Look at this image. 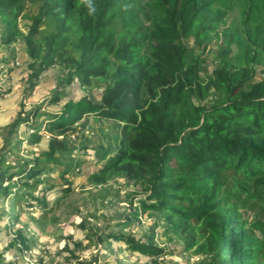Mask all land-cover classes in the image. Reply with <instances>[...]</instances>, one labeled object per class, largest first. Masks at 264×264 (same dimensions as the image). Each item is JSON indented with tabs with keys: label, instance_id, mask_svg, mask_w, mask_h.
Instances as JSON below:
<instances>
[{
	"label": "trees",
	"instance_id": "trees-1",
	"mask_svg": "<svg viewBox=\"0 0 264 264\" xmlns=\"http://www.w3.org/2000/svg\"><path fill=\"white\" fill-rule=\"evenodd\" d=\"M220 1L146 0L145 30L135 22L138 0H93V14L84 0H38V13L23 35L29 63L24 75L26 96L55 66L67 71L68 81L62 92L50 97L49 107L67 98L64 89L75 81L81 88H92L95 80H101L95 87L103 88L99 98L68 100L63 111L50 116L45 107V112L39 106L24 112L22 106L9 124V134L14 136L25 125H31L33 133L40 131L43 127L37 124L42 122L52 137L48 147L24 166L5 167V154H1L0 188L3 181L25 176L31 182L51 167L62 166L60 160L73 153L68 138L75 126L95 114L116 122L120 135L115 152H102L100 159L106 164L90 174L92 184L106 185L115 176L134 181L141 188L140 208L164 216L168 230L185 243L186 250L209 257L213 264H264V218L260 219L264 213V80L252 83L247 67L231 66L230 43L222 49L220 65L214 70L224 98L206 104V92L202 93L196 70L188 63L187 39L200 43L217 29L223 11L214 5ZM25 2L0 0V18L9 29L0 48L17 38ZM117 16L122 17L119 26L114 22ZM131 22L135 23L128 26ZM46 24L52 27L48 33L40 29ZM143 48L146 54L138 58ZM257 50L250 48L251 60ZM38 117L44 120L34 122ZM41 141L35 134L31 143ZM4 142L7 145L8 139ZM36 184L26 187L34 190ZM70 192L66 189L64 195ZM0 193L8 195L7 188ZM22 195L18 194L21 200L27 199ZM31 200L47 208L44 197ZM241 207L255 212L254 220L242 215ZM131 222L126 219L121 224L127 228ZM15 233L25 243L21 231ZM114 239L143 256L154 259L164 254L153 246L152 236L148 245L120 235Z\"/></svg>",
	"mask_w": 264,
	"mask_h": 264
},
{
	"label": "rangeland",
	"instance_id": "rangeland-1",
	"mask_svg": "<svg viewBox=\"0 0 264 264\" xmlns=\"http://www.w3.org/2000/svg\"><path fill=\"white\" fill-rule=\"evenodd\" d=\"M145 1L138 0L135 22L146 30L149 13L144 6ZM40 5L38 0H26L25 10L17 21V38L10 45L0 48V77L4 73L14 82L18 76L24 81V69L29 63L25 62L27 52L23 35L28 33L29 24H32ZM216 8L223 11L217 29L200 43L193 38L186 41L188 63L196 70L202 93L206 92V104H214L224 98L222 88L215 82L214 70L220 65L222 49L230 43L228 60L231 66L234 69L247 67L251 71L252 83L264 80V0H221L214 5ZM120 19L121 16L116 17L115 26L120 25ZM40 29L48 33L52 27L46 24ZM8 33L9 29L0 18V40ZM253 47L259 50L251 60L250 48ZM145 54L144 48L141 49L138 58ZM12 62L14 67L10 70L8 64ZM15 68L17 73H14ZM48 71L49 74L45 73L48 74L45 75L46 82H49L48 93L41 100L21 101L20 111L24 105V112L34 110L36 106L45 112L42 109L45 107L48 116L53 111H63L61 103L49 107L48 100L57 92H62L61 86L68 81L67 71L60 66ZM4 80L8 81L2 76L0 92L6 90L4 87L8 82ZM101 83L103 81L95 80L92 88H81L77 81L73 82L64 89L69 95L62 103L68 100L77 102L82 97L91 100L99 98L103 87L95 85ZM92 116L90 120L86 116L84 119L87 121L79 122L70 134L68 142L73 153L60 160L62 166L51 167L52 171H44L31 182L25 176L16 177L9 183L2 182L0 192L7 188L8 195L4 198L0 193V264H213L209 257L186 250L185 243L168 230L170 225L164 216L140 208L141 188L134 181L121 176H115L102 186L89 181L90 174L106 164V160L100 159L102 152H115V140L120 135L116 122L95 114ZM39 120L44 118L38 117L34 122ZM41 124H37L43 127L40 131L34 130L33 133L31 125H25L14 136L9 134V125L0 130V155L5 154V167H20L33 162L48 147L52 135ZM35 134L42 138L36 145L31 143ZM6 139L7 145L4 144ZM59 139L62 140V137ZM27 167L31 169L32 165ZM35 182L38 184L34 190L26 187V184L34 185ZM66 189L71 190L69 196L64 195ZM18 194L27 196V199L21 200ZM33 197H44L47 208L31 200ZM244 198L246 196L240 203H244ZM134 209H137V215L132 214ZM239 212L249 220L255 218V212L250 210L241 207ZM261 218H264V213H260ZM126 219L133 221L127 228L121 224ZM17 230L21 231L25 243L17 238ZM119 235L139 240L144 245H148L149 236H152L153 246L164 250V254L153 259L130 251L124 242L115 241L114 236Z\"/></svg>",
	"mask_w": 264,
	"mask_h": 264
},
{
	"label": "crops",
	"instance_id": "crops-1",
	"mask_svg": "<svg viewBox=\"0 0 264 264\" xmlns=\"http://www.w3.org/2000/svg\"><path fill=\"white\" fill-rule=\"evenodd\" d=\"M25 62H27V59H25ZM13 67H14V64L12 62L9 65L10 70H12ZM17 72H18V69L15 68L14 73H17ZM25 72H27L26 67L24 69V75H25ZM49 73L50 72H48V74ZM2 76L8 79V81L4 80V82L7 81L8 84L7 86L4 87L6 90H4L3 92H0V130H3L17 116V113L20 111V107H21L20 105H22L23 103L21 101L26 100V99L41 100L42 96L48 93L46 89H47V84L49 83V82H46L48 81V79L45 80V76L42 75L43 77L41 76L39 78V82H38V86L36 90L33 91L29 96H26V83L25 81H23L22 79L23 77L21 78L20 76H18L16 79L17 81L15 80L14 82V80H10L6 74L3 73ZM2 76L0 78H2ZM66 91L68 90L66 89ZM67 95H69V92H67ZM60 103H61V107L64 106L65 104V103H62V101ZM92 117H90L89 120Z\"/></svg>",
	"mask_w": 264,
	"mask_h": 264
},
{
	"label": "clouds",
	"instance_id": "clouds-1",
	"mask_svg": "<svg viewBox=\"0 0 264 264\" xmlns=\"http://www.w3.org/2000/svg\"><path fill=\"white\" fill-rule=\"evenodd\" d=\"M84 2L89 9V14H93L96 10L94 3H93V0H84Z\"/></svg>",
	"mask_w": 264,
	"mask_h": 264
}]
</instances>
